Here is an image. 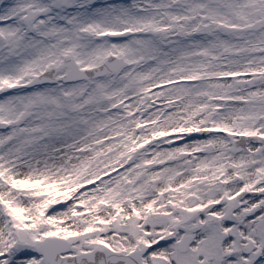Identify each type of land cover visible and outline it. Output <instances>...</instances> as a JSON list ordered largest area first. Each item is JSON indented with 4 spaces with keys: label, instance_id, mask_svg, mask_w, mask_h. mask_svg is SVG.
Returning <instances> with one entry per match:
<instances>
[{
    "label": "snow or ice",
    "instance_id": "obj_1",
    "mask_svg": "<svg viewBox=\"0 0 264 264\" xmlns=\"http://www.w3.org/2000/svg\"><path fill=\"white\" fill-rule=\"evenodd\" d=\"M0 264H264V0H0Z\"/></svg>",
    "mask_w": 264,
    "mask_h": 264
}]
</instances>
